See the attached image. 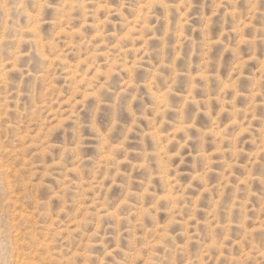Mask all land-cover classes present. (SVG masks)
<instances>
[{"label":"clouds","instance_id":"9594fccd","mask_svg":"<svg viewBox=\"0 0 264 264\" xmlns=\"http://www.w3.org/2000/svg\"><path fill=\"white\" fill-rule=\"evenodd\" d=\"M0 264H264V0H0Z\"/></svg>","mask_w":264,"mask_h":264}]
</instances>
